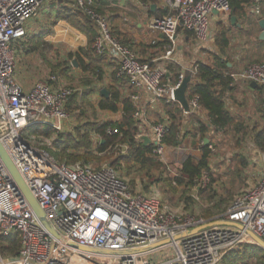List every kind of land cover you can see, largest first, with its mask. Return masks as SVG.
<instances>
[{
	"label": "built area",
	"instance_id": "1",
	"mask_svg": "<svg viewBox=\"0 0 264 264\" xmlns=\"http://www.w3.org/2000/svg\"><path fill=\"white\" fill-rule=\"evenodd\" d=\"M98 1L0 0V143L44 211V219L60 235L55 236L36 215L0 156V236L20 241L17 254L0 252V264H222L226 254L256 243L250 231L264 240V152L255 159L261 163L260 172L250 169L254 159L245 170L247 177L256 175V181L224 212L207 218L186 206L184 211H170L159 197L160 185L143 192L110 163L61 162L41 146L40 136L31 134L35 125L51 127L54 134L45 141L54 145L59 134L73 132L80 111L74 105L85 103V89L67 83L59 72L30 88L17 78L16 46L46 4L56 2L60 9L72 3L94 22L95 53L108 61L107 76L117 79L114 86L134 105L135 139L163 161L172 123L165 105L178 102L175 91L184 80L182 73L176 81L167 77L168 65L176 62V31L182 28L206 39L215 11H231L229 0H166L168 14L152 19L150 28L165 33L168 51L163 57L145 59L112 34L109 16L94 8ZM262 4L264 0H253L256 10ZM231 76L249 87L252 82L264 87V63L232 70ZM159 103L165 110L151 115L147 105ZM188 104V110L180 105V138L187 122L183 117L203 114L198 95ZM107 132L120 133L117 127H108ZM100 140L97 135L95 142ZM116 146L130 150L129 143ZM70 243L113 253L95 254Z\"/></svg>",
	"mask_w": 264,
	"mask_h": 264
},
{
	"label": "rangeland",
	"instance_id": "2",
	"mask_svg": "<svg viewBox=\"0 0 264 264\" xmlns=\"http://www.w3.org/2000/svg\"><path fill=\"white\" fill-rule=\"evenodd\" d=\"M60 19L66 20L55 17V19L46 21L43 25H40L41 22L33 24L32 30L28 29V33L23 39L24 42L18 43L16 46L17 67H21L23 75L28 80L35 81L46 80L49 75L59 72L62 79L67 83L83 89L93 85L99 86L97 93L102 88L111 89V86L115 87L114 79L107 77V74L103 79H93L77 63V53L83 48L85 49L82 51L83 59L87 62L91 58L87 55V35L73 24V22H77V16L69 18L70 20L67 19V23L64 21L60 22ZM250 19L252 21L251 25L245 24L242 19H239L240 27L233 28L230 34V48L224 56L233 65H236V68H245L254 63H264V45H260L258 42L261 33L260 26L257 23V18L249 17ZM224 20H229L228 14H226ZM218 22L211 23L206 39L194 35V37L188 38L187 41L183 37H179L175 41V48L179 43L183 46L187 45L181 53H177L178 56H175L176 64L180 62L179 56L184 58V61L178 65V70L174 71V67L169 70L174 71L173 75L180 71L184 75V79L190 76L188 85L191 83L193 66L196 61L199 59L209 61L212 59L210 55L218 51L216 41ZM239 28L244 32L239 33ZM178 31L177 33L180 32ZM31 37L33 38L27 41ZM145 57L141 56V58ZM74 61H76L77 65ZM106 66L108 67V65ZM239 87L244 90L238 89ZM238 88L231 96L229 94V97H226L227 103L229 110L236 118L240 121H246L248 133L241 139V136L238 137L235 134L233 127L219 132L214 131L213 128L208 131L206 138L210 141L214 150L209 155V172H203L197 186L188 189L184 184L176 180L177 177L181 176V165L186 156H192L197 160L202 158L200 143H202L203 137L195 134L194 129L185 132V135L182 136L183 143L180 146L167 147L166 161L162 160V162L160 161L161 159L152 158L153 160L149 167H142L138 163L134 162L135 164H133L132 159H125L128 160L127 162L123 160L124 166L121 172L126 178L130 179V185L132 187L138 185L143 192L147 193L155 186L160 185L159 197L163 205L170 211L188 210V208L185 209L183 206L191 202L192 206L195 207L196 214L203 217L208 216L203 214L204 209L212 206V200L215 197L216 201L219 197L220 199H225L227 201L226 205L229 206L235 197L247 190L257 178L254 174L249 177L245 175V170L251 165V161L253 162L254 159L253 168L250 167L251 171L257 169L260 172L262 169L261 163L257 162L256 164L255 159H258L260 153L264 151L254 142L252 130L254 128L264 129V120L257 110V93L242 82H239ZM94 93L91 91L88 94L82 106L74 105V109L80 111L77 112L73 132L77 126L88 120L110 123L120 121L122 118L121 110L116 113L101 110L98 106L101 98L98 94L94 95ZM75 101L76 99L73 102ZM202 115V120L207 121L208 117H205L204 114ZM65 133H68V131ZM45 139V136H40L41 146L55 157L54 146L48 145ZM125 155H129V153L124 152L119 146H115L114 149L100 155V160L92 162L95 164L108 163L114 156L124 157ZM128 162L129 165H133L130 172L125 171L128 168L126 165ZM152 186L154 187L151 188ZM186 195L191 196L190 201H187ZM192 197L194 198L193 201ZM241 263L257 264L254 258H245Z\"/></svg>",
	"mask_w": 264,
	"mask_h": 264
},
{
	"label": "trees",
	"instance_id": "3",
	"mask_svg": "<svg viewBox=\"0 0 264 264\" xmlns=\"http://www.w3.org/2000/svg\"><path fill=\"white\" fill-rule=\"evenodd\" d=\"M112 1L115 2V0ZM229 1L231 5V11L228 14L229 20H219L217 23L218 33L216 34V41L218 45V51L210 55V58L212 59L209 61H196L193 66L194 72L192 75V80L187 89V99L190 100V98L194 95H198L199 104L203 111L207 112L208 117L207 121H198L199 127L197 131L203 137L201 141L202 143H200L202 158L197 160L192 156H186L182 161L181 176L176 178L179 183L184 184L188 189L198 185V182L201 180L204 171L209 172L208 161L209 155L211 153L209 146L211 143L209 141V143L205 145L204 139L211 128H213L214 131L219 132L221 130L233 127L235 134L238 137L241 136V139L243 136H245V134L248 133V124L246 121H240L238 118H236V116L231 112V110H229L228 107L226 98L227 94H230L231 96L238 86L236 85L234 78L231 76L234 65L224 55L230 48V34L232 29L238 26V19H242L243 23L245 24H252L251 19L249 20L247 7H249L253 0ZM111 5L112 3L110 0H99L94 8L97 12L103 13L107 10L111 11ZM168 11L169 9H167L166 15L168 14ZM149 12L152 13L150 9ZM74 16H77V22H73V24L83 33L88 35L89 41L87 45V55L91 57L87 62L83 59L82 51L85 50L83 48L77 53V63L82 66V70L91 78L96 80L103 79L107 73L106 65H108V61L96 54L93 48V43L97 33L94 22L89 16L82 12L81 9H78L72 3L62 6L56 13L57 18L59 17L66 20H70L69 18H73ZM232 16L237 17V22L234 25L231 22ZM109 17L112 34L119 38L122 43L129 46L131 44V39L129 36L125 35L123 38H121L117 33L118 26L120 25L118 23L119 16L113 15ZM240 29L241 28H239V33L244 32ZM184 33L188 38H191L192 36L194 37L195 35V33L188 30H184ZM32 38L33 37L28 38L27 41ZM21 42H24L23 39L19 41V43ZM258 42L260 45H264V41L258 39ZM230 63L232 64L231 66H229ZM178 65L179 64L176 63H170L168 65L169 67L167 77L170 78L171 81H176L180 74V71H178V73L173 75L174 71L179 69ZM173 67L174 71L169 70ZM116 80L117 79H115V81ZM87 81L90 82L89 80ZM118 82L121 85L124 84V81L119 80ZM250 89H252L258 95L257 110L264 120V87H250ZM108 91L109 96L105 97L101 95L98 106L101 110H108L113 113L121 110L122 118L120 121L99 123L88 120L77 126L74 132L59 134L53 145L55 158L61 162H66L69 164L76 163L77 161L89 163L94 160H100V155L114 149L117 143H129V155H125L124 157L114 156L108 163H110L114 168L123 169L124 161H128L125 159L129 158L132 159L133 164L138 163L142 167H149L154 157L152 155L151 147L145 145L144 143H139L135 139L137 127L133 118V103L128 99V97L123 96L122 92L117 87L111 86V89H108ZM88 94L90 93L87 92V96ZM73 99L75 100V97ZM165 109L170 115L172 122L165 143L169 147H178L181 144L179 134L183 110L181 109L178 102L166 104ZM191 116L196 117L197 115L193 114ZM108 127H117L120 133L109 134L107 132ZM30 132L32 135L45 136L46 138H50L54 134V130L51 127L43 125H35L31 127ZM252 132L254 142L264 151V129L259 130L258 128H254ZM97 135L101 136V140L98 143L95 142V137ZM126 165L128 168L127 170L125 169V171L130 172L133 165H129V162L126 163ZM190 197L191 196L186 195V199L188 198L187 201H190ZM215 198L212 200V206L204 209L203 214L208 215L207 218L224 212L228 207V205H226L227 201L225 199H220L219 197L216 201ZM193 199L194 198L192 197V201ZM186 208H188L190 212L196 213L195 207L192 206L191 202L186 205ZM19 249L20 241L18 238L0 236V252L2 255H15L18 253ZM245 258H254L257 264H264V249L254 244L243 245V247L226 254L222 264H242L241 262Z\"/></svg>",
	"mask_w": 264,
	"mask_h": 264
},
{
	"label": "crops",
	"instance_id": "4",
	"mask_svg": "<svg viewBox=\"0 0 264 264\" xmlns=\"http://www.w3.org/2000/svg\"><path fill=\"white\" fill-rule=\"evenodd\" d=\"M111 3H112L111 11L107 10L106 12H103V13L108 15V16H113V15L119 16L118 23L120 25L118 26V32L117 33L120 35L121 38H123L125 35L129 36V38L131 39V44L129 46L134 48L137 51L139 56L140 55L146 56L145 59H147L150 57H163L164 54L167 53L168 46H169L170 42L166 38L165 33L161 32L160 30H154V29L150 28V22L152 19L161 18V16H164V15L166 16V11L168 9V5H167L166 0H151V1L115 0V2L111 1ZM145 4L150 5L149 9H150V11H152V13L149 12V9L146 10V8H144ZM58 10H59L58 3L50 2V3L46 4L42 8L39 16L32 19L28 23V29L32 30V28L34 26L33 24H35L37 22H41L40 25H43V23H45L46 21H49L51 19H55L56 13L58 12ZM258 10H256L254 8L253 1L249 5V7H247V12L249 14V17L257 18L258 23H259L260 20L264 19V4H262L260 6V10L259 11ZM225 16H226L225 13H219V12L216 13L215 12V14L211 20V23H213L215 21H219V20H224ZM236 20H237V17H236ZM236 20H235V23L237 22ZM59 21L60 22H63V21L66 22V20H62V19H60ZM238 21H239V19H238ZM237 23H238L237 27H240L239 22H237ZM259 26H260V24H259ZM179 29L180 28H178V30ZM261 30H262V28L260 27V32H261ZM177 31H176L175 41L178 40L179 37H183L184 40L187 41L188 37L184 33V29L181 28L179 30L180 32L178 31L179 33H177ZM88 41H89V39H88V35H87V45H88ZM179 44L176 46L177 49L174 52V57L178 56L177 53H181L183 48L187 46L186 44L184 46L181 44L179 45ZM179 60H180V62H178V64L180 65L184 61V58L179 56ZM202 60H204V59H199L197 61H202ZM204 61H206V59ZM174 63H176V62H174ZM231 65L232 64L230 63L229 66H231ZM234 66L235 67L233 70L238 69V68H236V65H234ZM16 75H17L19 82L23 86H25L26 88H30L37 81V80H35V81L34 80L33 81L28 80L23 75L21 67L20 66L17 67V61H16ZM107 77H109V75ZM238 84H239V82H236L237 86H238ZM98 87L99 86H97V85H93L92 87H89V88L85 87V97L87 98V92L91 93V91H92V92H95L94 95L98 94V96L101 98V95H102L101 90L103 88L100 89L99 93H97ZM238 89H241L242 91L244 90L241 87H239ZM123 96H124V94H123ZM227 97H229V94H227ZM147 109H148V112L153 116H156L157 114H161L165 110L162 103H159L158 105H147ZM202 113L205 115V117H207L206 111H202ZM183 119H184V121H187L186 126L184 127V129H182L183 135H185V132L187 130L191 131L193 129L196 132L195 134H197L198 136L201 135L197 131V129L199 127L198 121L202 120L200 113L196 117L195 116H191V117L186 116V117H183ZM194 119H196L197 122H194ZM182 138L183 137H181L180 140L183 143Z\"/></svg>",
	"mask_w": 264,
	"mask_h": 264
},
{
	"label": "water",
	"instance_id": "5",
	"mask_svg": "<svg viewBox=\"0 0 264 264\" xmlns=\"http://www.w3.org/2000/svg\"><path fill=\"white\" fill-rule=\"evenodd\" d=\"M215 12L218 13V11H215ZM235 20H236V17L232 16L231 17V21H232L233 24L235 23ZM259 24H260V27L262 28L261 33L259 35V39L264 41V19L260 20ZM74 63L77 65L76 61H74ZM189 78H190V76L186 77L183 80V82L181 83V85L179 86V88L175 91L176 100L180 103V105H182V107L185 110H188V108H189L187 95H186L187 94V89H188ZM250 86H251V88H256L258 85H257L256 82H252L250 84ZM101 94H102V96L108 97L109 96L108 89L107 88H103L101 90ZM148 141H149V138L145 137V143H147ZM208 143H209V140L207 138H205L204 139V144L207 145ZM0 156H1L2 160L4 161L5 165L7 166L10 174L13 177V179L15 180V183L17 184V186L23 192L24 196L28 200L29 204L33 208V210L36 213V215H38L42 219L43 224L55 236L59 237L60 235L56 231V229L51 225L50 222H48L47 220L44 219V215H45L44 211L40 207V205H39L38 201L36 200V198L31 193L30 189L28 188V186L26 185L24 179L22 178L20 172L18 171V169L14 165L13 161L11 160L10 156L8 155L7 151L5 150V148L3 147V145L1 143H0ZM250 234H251V236L253 237V239L256 242V243H254V245H257V246L261 247L262 249H264V240L261 239L259 236H257L252 231H250ZM70 246H72L74 248H77V249H80V250H83V251L95 253V254H109V253H113L112 251H109V250H102V249H96V248H91V247H83V246L76 245L74 243H70Z\"/></svg>",
	"mask_w": 264,
	"mask_h": 264
}]
</instances>
